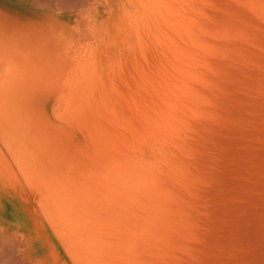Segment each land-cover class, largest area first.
<instances>
[{"label":"bare ground","instance_id":"1","mask_svg":"<svg viewBox=\"0 0 264 264\" xmlns=\"http://www.w3.org/2000/svg\"><path fill=\"white\" fill-rule=\"evenodd\" d=\"M258 105L264 0H0V264L217 259Z\"/></svg>","mask_w":264,"mask_h":264},{"label":"rangeland","instance_id":"2","mask_svg":"<svg viewBox=\"0 0 264 264\" xmlns=\"http://www.w3.org/2000/svg\"><path fill=\"white\" fill-rule=\"evenodd\" d=\"M252 112L256 119V149L249 151L248 144L243 142L235 149L226 145V151L235 160L234 167L242 172L236 179L225 176L227 188L224 196L228 211L225 224H220L222 234L214 242L217 244L225 241L229 246H224L219 257L209 259L207 264H264V121L260 119L262 111L259 105ZM249 160L254 165L252 172H247ZM219 168L220 166H215L213 173L220 174ZM235 214L239 217L233 221L231 216ZM211 226L216 228L217 223L214 221ZM217 251L219 250L214 249L211 254Z\"/></svg>","mask_w":264,"mask_h":264}]
</instances>
